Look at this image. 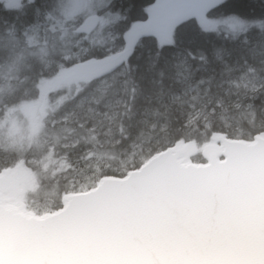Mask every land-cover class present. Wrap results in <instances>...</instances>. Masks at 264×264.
Returning a JSON list of instances; mask_svg holds the SVG:
<instances>
[{"label": "water", "instance_id": "1", "mask_svg": "<svg viewBox=\"0 0 264 264\" xmlns=\"http://www.w3.org/2000/svg\"><path fill=\"white\" fill-rule=\"evenodd\" d=\"M96 23L90 17L79 30L90 33ZM139 25L126 35V52L150 35ZM123 54L79 64L72 74L103 76ZM212 139L202 151L207 165L190 163L196 150L188 156L195 174L167 158L189 151L176 143L145 164L158 162L151 173L102 178L96 189L69 194L60 210L40 216L17 206L20 173L2 170L0 264H264V136Z\"/></svg>", "mask_w": 264, "mask_h": 264}, {"label": "trees", "instance_id": "2", "mask_svg": "<svg viewBox=\"0 0 264 264\" xmlns=\"http://www.w3.org/2000/svg\"><path fill=\"white\" fill-rule=\"evenodd\" d=\"M61 1L24 0L14 7L7 5L4 0L0 1V66H3V69L0 68V120L4 111L17 109L21 104L31 101L37 94L35 82L42 80L47 73L53 74L58 70L59 64H67V67H70L78 62L103 58L120 50L123 47L124 33L131 25L146 18L147 12L144 8L154 2V0H115L112 10L120 11L119 18L111 16L107 11L109 5L105 6L107 17L112 24L111 31L116 36V41L109 50L107 45H96V42L91 46L93 51L90 56L86 54L83 58L63 59L62 62L59 55H53L52 49L48 50L45 59H37L36 55H30L25 35L30 28L44 25L48 21L47 14L52 12L54 7L57 8V4ZM207 18L210 22L218 23V27L228 21L238 23L240 25L238 31L231 33L236 35L238 40L233 43L223 38L227 32L221 29L205 31L197 21L188 19L177 26L174 44H158L155 38H145L135 47L127 62L136 69L137 83L143 93L136 104L137 115L145 108L163 111L165 107L171 105L174 114L179 117L181 111L190 110L192 105L197 108L207 105L209 109H214L217 107V101L220 100L225 103L241 101L245 105L250 103L257 114L264 112V47H248L240 43L245 36L249 40H255L259 33L264 32V0H223L207 14ZM255 21L260 23H245ZM237 44L239 49H243V53L237 50L229 55V50ZM178 52H182L187 60L184 61L182 57L174 59ZM165 58L171 63L164 70L163 76L158 72L148 71L153 64L157 68H162ZM8 65L17 68L11 70L13 72L6 71ZM52 74L54 78L57 76ZM96 81L69 83L68 89H63V82L60 83L62 89L53 86L49 90L42 117L52 107H63L68 95L90 99V89L86 88L77 93L75 86ZM253 84L261 86L252 92ZM177 97L180 98L179 101ZM67 110L71 111V106ZM100 111L107 109L101 106ZM254 123L259 124L260 120L257 119ZM85 127L91 128L92 123L89 122ZM129 131L134 132V129ZM249 131L252 133L251 136L240 139H250L256 135L254 130ZM77 132L87 137V132L80 129H77ZM100 138L105 139V137ZM209 140L210 136L200 143L198 148L200 149ZM23 144L11 146L2 141L0 136V169L21 164L30 176L28 183L34 178V187L30 188V184L27 183L24 196V201L34 210L53 211L60 207V200L65 194L86 191L104 176L125 175V173H108L94 178L93 184L86 189L64 190L65 185L69 188L76 185V181L69 178L62 181L60 190H53L52 183L39 179L40 170L36 164L45 155L47 149L41 148L40 142H37L31 150L25 152ZM88 147L90 145L81 143L77 147L63 151L67 152L74 164L83 167L80 159ZM200 160L199 156L194 159L195 162ZM76 187L78 188V185ZM35 201L46 203L47 207L37 209L33 205Z\"/></svg>", "mask_w": 264, "mask_h": 264}, {"label": "clouds", "instance_id": "3", "mask_svg": "<svg viewBox=\"0 0 264 264\" xmlns=\"http://www.w3.org/2000/svg\"><path fill=\"white\" fill-rule=\"evenodd\" d=\"M107 3L108 13L119 18L120 11L112 10L115 0H107ZM151 7L152 5L146 6L144 11L147 12ZM46 20L59 22L55 7L47 14ZM64 36L67 38L62 37L57 42L53 55L69 60L92 54L93 37L81 33L74 24L69 23L64 28ZM223 38L233 43L238 40V37L231 33H226ZM240 43L248 47H264V32L259 33L255 40H249L245 36ZM237 50L243 53V49H239L237 44L228 54L231 55ZM181 57L184 61L187 60L182 52L176 53L174 59ZM170 63L171 61L165 58L162 68L153 64L148 71L158 72L163 76ZM135 72L136 69L131 63L125 62L122 67L105 74L104 78H98L94 83L77 84V93L86 88L90 89V99L68 95L65 105L50 108L37 128L32 129L30 125H25L26 139L23 150H31L37 142H40L41 148L47 149L45 155L36 162L41 181L52 183L53 190H60L62 181L71 178L76 181L78 188L76 185L71 188L65 185L64 190H83L93 184L94 178L108 173L126 174L127 171H139L143 168L144 174H149L158 162L153 161L147 168L145 164L152 161L158 151L179 142L190 145L189 151L179 157L176 153H169L167 158L175 160L182 171L191 175L197 170L188 167V156L192 155L207 137L240 139L251 136L250 129L254 130L255 134L264 136V112L257 114L252 104L245 105L242 101L225 103L220 100L214 109H209L207 105H201L199 108L192 105L190 110L181 111L179 117L174 114L171 105L163 111L145 108L137 115L136 104L143 93ZM179 99L177 97V101ZM69 106L71 111L67 110ZM101 106L107 111L101 112ZM257 119L260 120L259 124L254 123ZM89 122L92 127L86 128ZM72 125L75 127H71ZM77 129L87 132V137L77 132ZM129 129H134V132ZM81 143L90 147L86 148L81 156L80 163L83 167H78L63 150L77 147Z\"/></svg>", "mask_w": 264, "mask_h": 264}, {"label": "rangeland", "instance_id": "4", "mask_svg": "<svg viewBox=\"0 0 264 264\" xmlns=\"http://www.w3.org/2000/svg\"><path fill=\"white\" fill-rule=\"evenodd\" d=\"M7 5L16 6V3H12L11 0H4ZM107 0H62L57 4L56 16L59 18V22L48 20L44 25L30 28L25 37L26 45L29 50L41 51L37 55V59H45L48 56V50L54 51V47L57 42L61 40L64 36V28L67 27L69 23L74 24L75 27L79 25L84 19L89 16L99 15L100 16L99 28L95 31V41L96 45L105 46L112 48L116 41L115 34L111 31L112 24L111 21L106 16L105 6L107 5ZM200 21V20H199ZM198 21V23H199ZM201 24V22H200ZM214 27L206 28L207 30H218L221 29L227 33L237 32L238 26L240 25L233 21H228L222 26L218 27V23H212ZM202 25V24H201ZM203 26V25H202ZM204 27V26H203ZM205 28V27H204ZM125 38V37H124ZM167 40V38L161 39ZM94 44V43H93ZM38 48V49H37ZM125 46L120 51H117L115 55L121 56V59H126L128 52L125 51ZM34 53L35 52H31ZM111 56V55H109ZM62 62L63 59L61 58ZM66 65V66H65ZM3 69V66H0ZM17 68L16 66H7L6 71H11ZM73 66L67 67V64H59L58 70L52 74L47 73L43 79L35 82V91L37 94L31 101L26 104H21L17 109H8L4 111L3 118L0 120V129L2 141L12 145L23 144L26 139V129L25 125H30L32 129L38 127L39 122L42 118V110L47 104V96L49 95V90L53 86L57 89H62L60 83L64 85L63 89H68L70 84L66 80L69 79L74 81L77 79L72 74ZM14 71V70H13ZM11 71V72H13ZM10 72V73H11ZM9 74V72H8ZM52 75H57L55 78ZM57 84V85H56ZM261 85L256 86L253 84L252 92L258 89ZM4 146V144H3ZM17 170L24 171L21 164L18 165ZM24 174V173H23ZM30 177V176H29ZM30 188L34 187V178L29 182ZM33 205L38 209H44L47 207L46 203L35 201ZM29 209V208H28ZM31 210V209H30ZM35 211V210H33ZM42 212V211H40Z\"/></svg>", "mask_w": 264, "mask_h": 264}, {"label": "snow or ice", "instance_id": "5", "mask_svg": "<svg viewBox=\"0 0 264 264\" xmlns=\"http://www.w3.org/2000/svg\"><path fill=\"white\" fill-rule=\"evenodd\" d=\"M220 2L221 0H155L147 10V19L139 26L150 33L148 39L167 33L168 39L158 40V44H174L177 26L186 21L191 13L200 17V22L205 28L214 27L212 22L204 19V15L209 7ZM12 3H17V0H12Z\"/></svg>", "mask_w": 264, "mask_h": 264}]
</instances>
